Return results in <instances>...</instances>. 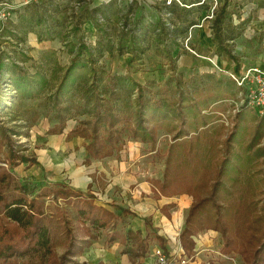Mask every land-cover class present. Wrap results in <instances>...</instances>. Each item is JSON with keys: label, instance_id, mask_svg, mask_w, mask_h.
I'll return each instance as SVG.
<instances>
[{"label": "trees", "instance_id": "trees-1", "mask_svg": "<svg viewBox=\"0 0 264 264\" xmlns=\"http://www.w3.org/2000/svg\"><path fill=\"white\" fill-rule=\"evenodd\" d=\"M177 1L181 5L173 3L164 8V14L169 13L164 17L170 21L175 18L176 12H180L177 15L180 22L173 20V28L163 20L155 23L148 21L145 27L131 20L136 30H130L125 35V41L131 44L126 48L128 52L133 53L140 48L138 42L143 40L140 30L146 29L154 37L155 46L174 68L172 52L174 48L181 49L179 39L185 38L188 28L196 23L195 19L187 20V17L207 8L201 0ZM223 2L211 18V34L218 54L231 59L237 72L238 59L225 45L227 38L222 33L231 20L226 0ZM117 8L111 0L93 9H85L75 23L91 19L97 33L103 30L107 32L105 29H110L112 22L116 26L119 23ZM123 15L119 28H129L132 11L128 9L127 14ZM101 18L103 21H100ZM186 22L188 24H183ZM126 32L125 29L121 30L117 49L122 47V34ZM52 37L53 33L37 34L40 40ZM70 51L74 54L51 94L58 123L49 132H63L70 107L88 108L90 118L79 120L65 138L70 140L79 136L86 140L84 148L87 157L84 162L90 163L115 155L121 149L122 133L126 126L132 139L151 147L157 141L158 131H166L172 141L166 151L163 175L161 179L152 178L150 183L157 198L182 194L192 197L179 234L183 253L188 256L193 254V237L198 232L215 230L222 239V254L239 255L241 264H264V144L260 145L264 114L255 121L253 128L247 130L245 112L240 110L236 114L234 129L221 140L212 134L217 131L215 115L210 111L202 113L212 107L216 110L215 102L234 97L236 82L222 79L217 81L218 91L196 90L188 93L187 88H181L180 80L173 78L174 93L177 95L169 96L170 87L158 88L153 93L149 87L133 80L127 72L112 75L110 81L104 82L103 78L97 77V67L92 64V55L95 52L99 54L100 49L88 45L83 39L71 44ZM84 53L88 61L81 58ZM82 76L84 79L86 76L93 77L90 79L91 86L78 96L80 98L76 103H72L69 101L70 91L75 89ZM13 83L17 87V95L28 98L39 94L46 86L40 72L31 77L16 75ZM10 134L0 124V144L6 146L4 158L9 165V169L0 166V264H18L17 258L26 255L38 256L42 260L39 264H86L75 257L92 245L97 237L93 231L102 228L111 229L105 242L109 246L114 242L119 243L122 246L120 254H126L132 264H140V258L147 257L150 250L149 233L143 234L141 229L129 227L118 228L119 223L123 227L128 215L135 216L128 208L116 205L113 210L107 209L95 202V196L89 190L78 191L67 183L41 188L35 195L37 188H30L28 183L18 181L11 170L19 162L34 163L37 160L21 154ZM49 195L53 200H65L72 205L87 235L77 240L70 236V230H66L68 247L61 256L57 255L53 244V234L56 232L54 218L46 214L36 201L37 197ZM165 209L167 206L161 207L162 212ZM148 221L149 218L145 219V224H149ZM152 237L166 253V239L157 232Z\"/></svg>", "mask_w": 264, "mask_h": 264}, {"label": "rangeland", "instance_id": "rangeland-1", "mask_svg": "<svg viewBox=\"0 0 264 264\" xmlns=\"http://www.w3.org/2000/svg\"><path fill=\"white\" fill-rule=\"evenodd\" d=\"M155 2L158 5L161 2L166 5L178 4L177 0H171L168 4L166 3L167 0H156ZM79 3L83 4V2L78 0L73 1L72 8L78 10ZM204 4L207 7L204 12L194 13L188 17L189 20L196 17V23L188 28L187 38L179 39L182 43L181 49L177 47L172 52V56L175 58L174 68L168 64L159 47L155 46L154 37L149 32H146V29L140 30V34L143 35V40L138 42L140 48L135 49L136 52L134 51L133 53L127 51L126 48L128 46L131 47V44L125 41V35L130 30H136V27H132L133 21L131 20L134 18V13L132 12L129 20L130 27L119 28L122 26L120 25L121 16L127 14L126 3L123 5L125 10L118 12V16H120L117 20L119 23L116 21L118 29H105L107 32L103 30L101 32L98 31V33L96 30L93 33H90V30L59 32L56 33L58 37L59 34L61 36L58 43L55 41L53 43L45 42L44 44L40 43L41 40L37 38L38 40L34 41V45L29 39H23L22 35L5 36L7 39H4L0 48V124L11 133V139L21 154L32 160L39 158L42 163L44 162L43 164L47 163L45 170L41 167L38 160L34 163L24 162L29 166L30 172H32L31 175L40 176L38 173L41 174L43 172L42 175L45 181L43 179L40 180L39 177L38 181L34 179L33 182L28 183V187L37 188L35 195L38 194L41 188L58 184L54 181H46V179H53L55 178L54 176L60 173L62 176H69L72 179L77 173H81L85 179L90 175H87V173L91 168H86L88 165L85 166L80 155H78L81 146L85 145L87 141L82 138L83 142L81 144L78 143L75 147L72 145V149H70L66 145L70 142L65 138L66 133L74 128L79 120L90 118L88 108L70 107L63 132L61 134L49 132V129L58 123L52 106L51 94L59 84L63 70L74 54L70 51V45L79 43L82 39L90 46L99 47L100 53L95 52L92 55V64L97 67V77L103 78L104 82L110 81L109 77L112 75L127 72L133 80L140 82L142 86L149 87L148 89L151 92L155 93L158 88L170 87L169 96H175L177 94L174 93L176 90L173 78L179 79L181 88H187L188 93H193L196 90H204V92L208 90L211 92L218 91V80H234L237 87L235 96L215 102L216 110H213L214 107H212L211 110L209 108V110H203L202 113H209L210 111L215 115L214 124L217 126V131L212 134H215L221 140H224L226 135L234 129L237 123L236 114L240 110L245 112L244 121L247 130L253 128L255 121L264 113L258 115L250 107L237 105L240 99V92L242 91L238 87L236 79L248 69H251V67H259L264 72V0H226V9L230 14L231 20L222 33L227 38L225 45L231 50L232 55L238 59L239 67L237 72L235 71V63L231 59L224 58V55L218 54L211 34L210 24L211 18L214 17L213 13L219 10L224 2L223 0H204ZM141 6V9L147 7L143 4ZM7 11H9L7 17L11 16V11L9 9ZM29 11H32L31 6L28 9ZM179 13L176 12L175 20L178 19L177 15ZM65 14L66 11L60 10L58 7L56 11H53L51 19L54 18L58 21ZM168 15L169 13L162 14L161 20L169 24L170 28H173V20L170 21L164 17ZM204 15H206L205 18L203 17ZM100 21H103L102 18ZM67 23L68 26L73 24L71 19ZM123 29L127 32L125 34L121 33L124 39L121 43L122 47L117 49L118 36ZM53 45L55 49L51 48ZM42 46H46V48L40 50ZM109 46L110 49L108 48ZM81 58L88 61L85 53ZM36 72H40L44 76L45 88L39 94L32 96V98L19 97L17 95V87L13 83L14 77L16 75L31 77ZM92 78L91 76H86L84 79L82 76L77 81L75 89L70 91V102L76 103L80 98L78 96L82 92L88 91L87 89L91 86L90 79ZM156 138L157 141L154 147H151L149 144L132 139L128 126H126L122 133L123 144L121 149L115 155L104 158L106 160L100 159L101 161H96L100 162L103 169L107 172V174H103L102 178L98 175V185L95 183L96 187L109 186L110 180L108 176H113V173L117 171L120 175L124 173L127 187L133 189L132 191L134 192V188L137 185L135 190L141 191V194L136 195L138 197L137 202H132L131 205L133 207L129 204L132 209L130 211L135 216H127L129 219L132 218L135 223L139 219V225L144 229L142 231L143 234L149 233L150 250L147 257L140 258V264L156 263L152 252L153 249L159 246L152 237L154 232L159 233L166 239V247L174 249L178 246V242H180L179 234L183 229L187 208L192 201L191 196L182 194L170 196L171 199L167 198L166 203L159 205L162 202L160 199L166 197H156V192L150 180L152 178H162L166 151L172 140L169 133L163 130L158 131ZM262 144H264V131L263 138L260 140V145ZM57 147L59 148L57 149ZM5 150L6 146L0 144V166L9 169V165L4 158ZM52 154H54V157H52ZM58 160L59 162H57ZM118 163H122V168L117 167ZM14 168L11 172L20 181V178L18 179L14 172ZM24 182L26 183V181ZM140 184L149 186L150 192L143 190V186ZM71 187L78 190L74 186ZM88 190L92 191L91 193L95 196L96 203L98 200L105 203L103 198L106 196L103 192L94 188L95 193L89 187L83 192ZM110 195L106 198L120 202V198L116 193H111ZM36 201L40 203L46 214L52 215L54 218L53 225L56 232L53 234V244L57 255H63L68 247L66 230H70V236L77 240L87 237L83 229L82 220L78 218L70 203L60 199L53 200L52 195L37 197ZM140 205L145 207V209H139ZM162 206H167V209L164 210L165 212H162ZM136 208H138L137 211ZM148 218L149 224H145V219ZM127 225L131 224L130 221L125 219L123 227L119 223L118 228L124 229ZM131 226L136 228L137 225L133 224ZM110 232V228L93 231L97 237L92 241V245L86 248L80 256H76L75 259L79 262L84 261L86 264H132L128 260L122 262L123 257L119 254L122 246L119 243L114 242L113 245L109 246L105 242ZM194 240L196 241L194 256L191 259L188 258L184 264H241V258L237 254H228L229 257L227 259L221 255L222 239L217 231H200ZM17 260L18 264H39L42 261L36 255L22 256V258H17Z\"/></svg>", "mask_w": 264, "mask_h": 264}, {"label": "crops", "instance_id": "crops-1", "mask_svg": "<svg viewBox=\"0 0 264 264\" xmlns=\"http://www.w3.org/2000/svg\"><path fill=\"white\" fill-rule=\"evenodd\" d=\"M73 1H75V0H10V1L9 0H0V2H6L9 5V10L11 11V16L9 15L7 20H5L3 23L4 36L22 35L23 39H25V40L29 39V41H31V43L33 42L32 45H34L35 44L34 41L38 40L37 34L53 33V37L51 39L44 38V40L40 41V43L45 44V42L53 43L55 41L58 43L59 37H61V36L59 34V37H58V35L56 33H59V32H74V31H88V30H90V33H93V31L95 30V26H94V23H92L91 19H86L82 23L77 24V23H75L77 21V17L85 9H93L94 7L101 6L102 4H105L111 0H99V1L98 0H84V1H82L83 4L79 3L78 10L75 8L74 9L72 8ZM112 1H114V4L118 7L116 14L118 12H120L121 10L130 9L134 13V16H133L134 17L133 18L134 24L138 23L140 25V27H145V25L147 24L148 21L155 23V22H158L159 20H161L162 14H164V10H165L164 8L166 6H170V4L166 5L164 2H161V4L158 5L157 2H155L156 0H112ZM159 1H161V0H159ZM201 1H204V0H201ZM124 2L126 3L125 9L123 6L125 4ZM141 4H143L144 6H147V7L144 9H141V7H142ZM178 4L181 5V3L179 1H178ZM30 6L32 7V11L28 12V9ZM58 7L60 10L66 11V14H65V16L62 17V19H59L57 21L54 18L53 19H51V18L53 15V11H56V8H58ZM187 7H189V6L187 5ZM205 10H202L201 12H204ZM201 12H199V13H201ZM205 16L206 15H204L203 17L205 18ZM38 19H40V20L38 21ZM63 19H64V21H63ZM70 19L72 20L73 24L68 26L67 21ZM171 19L174 21H177L178 23L180 22L179 19H176V20L174 18H171ZM193 19L196 20V17H193ZM187 20H189L188 17H187ZM183 24H188V22L183 23ZM74 25L77 27L76 29L73 28ZM72 28H73V30H72ZM114 28L117 29V26L115 25L114 22H112L110 25V29H114ZM185 38H187V36ZM41 45H43V44H41ZM45 48H46V46L45 47L42 46V48H40V50H43ZM51 48L55 49V46L53 45V46H51ZM69 142L70 143L66 144L67 148L72 149V145H73V147H75L78 143L81 144L83 141H82L81 137L77 136V137L70 139ZM58 148L59 147H57V149ZM52 155L51 156L54 157V154H52ZM78 155H80L82 163L85 166L88 165V166H86V168H89V167L91 168L88 170V173H87V175H89V174L90 175L87 176L86 179L84 178V176H82L81 173H77V175L75 177H73V179H74V182H73V179L71 177L62 176L60 173L59 175L54 176L55 178L46 179V181H54L56 183H67L68 185L74 186L78 190L80 189L82 191H86L89 187L90 189L93 190V192H95L94 191V188H95L96 190L103 192V194L106 197L108 195L111 196L110 195L111 193H114V194L116 193V195H118V197L120 198L119 203L116 200L109 199V198L107 199L106 197L103 198L105 203L98 200V199H97L98 200L97 203L100 205H103L105 208L111 209V210L114 209V206L119 205L121 207H126L132 211V209L129 207V204L131 205L132 202L133 203L137 202L136 200L138 199V197H136V195L141 194L140 190H135V189H137V185L134 188V192H133L132 191L133 189H131L130 187H127V185L125 183L126 180L124 178L125 177L124 173H122L120 175L119 172L116 171L113 173V176H111V175L108 176L109 180H110L109 186L104 185L103 188L96 187L98 175L102 178L103 174H107L106 170L103 169L100 162H96L98 160H92L90 163H84V160L87 157L84 145L81 146V150L79 151ZM49 158L51 159L50 156H49ZM37 160L41 164V167L45 169V166H47V163L43 164L44 162L42 163L39 158H37ZM103 160H106V159H103ZM99 161H101V160H99ZM57 162H59V160ZM118 166H119V168H122L123 165H122V163H118L117 167ZM28 168H29V166L27 164H25L24 162H21L18 166H16L14 168V172L18 176V179L20 178L21 181H23V182L26 181V183L33 182L34 179L36 181H38L39 177H40V180L43 179V175H42L43 172L41 174L38 173V175H40V176H37V175L33 176V175H31L32 172H30V168L29 169ZM141 186H143V190H148V192H150L149 186H147V185H145V186L141 185ZM115 197H117V196H115ZM167 198L171 199V197H167ZM167 198H163L164 200L160 199V200H162V202L159 205L161 206V204L166 203L168 200ZM101 199H102V197H101ZM154 205L156 206V204H154ZM131 207H133V206L131 205ZM138 208L139 209L143 208L141 210L145 209V207H143L141 205ZM138 208H136V211ZM141 215H143V214H141ZM125 219L130 221L131 225H133V224L137 225L136 228L134 226H131V225H127V227H130L134 230H136V229H141L142 231L144 230L139 225V219L136 223H135V221H133L132 218L129 219L126 217ZM120 255L123 257L122 262L127 261V260L130 261L126 254H120Z\"/></svg>", "mask_w": 264, "mask_h": 264}, {"label": "built area", "instance_id": "built-area-1", "mask_svg": "<svg viewBox=\"0 0 264 264\" xmlns=\"http://www.w3.org/2000/svg\"><path fill=\"white\" fill-rule=\"evenodd\" d=\"M171 0H167V4ZM9 5L6 2H0V48L4 39L7 38L3 35V23L7 20L9 14ZM238 87H240V99L238 100L239 106L245 105L255 110V113L261 115L264 113V72L259 67H251L245 73H243L239 78L236 79ZM7 91V89H6ZM8 93V92H7ZM196 237V236H195ZM193 237V240L195 239ZM198 237V236H197ZM178 246L174 249L171 247H166V253L162 251L160 247L153 249V256H155V264H184V262L189 258H193V254L188 256L183 253L180 242ZM196 243V241H195ZM196 247V244H195ZM224 258H228L229 255L221 254ZM231 256V255H230ZM232 258V257H231ZM209 264V263H208Z\"/></svg>", "mask_w": 264, "mask_h": 264}]
</instances>
